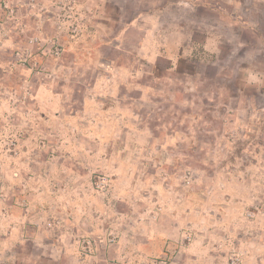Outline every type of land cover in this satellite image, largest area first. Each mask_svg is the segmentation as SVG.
Masks as SVG:
<instances>
[{"label":"rangeland","instance_id":"374dc122","mask_svg":"<svg viewBox=\"0 0 264 264\" xmlns=\"http://www.w3.org/2000/svg\"><path fill=\"white\" fill-rule=\"evenodd\" d=\"M0 264H264V0H0Z\"/></svg>","mask_w":264,"mask_h":264}]
</instances>
